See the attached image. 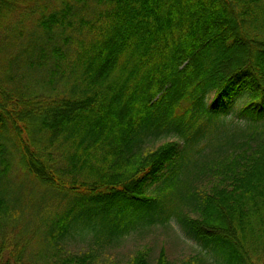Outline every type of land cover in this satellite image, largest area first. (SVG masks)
<instances>
[{
  "label": "trees",
  "instance_id": "obj_1",
  "mask_svg": "<svg viewBox=\"0 0 264 264\" xmlns=\"http://www.w3.org/2000/svg\"><path fill=\"white\" fill-rule=\"evenodd\" d=\"M172 220L203 251L156 264H264V0H0V264Z\"/></svg>",
  "mask_w": 264,
  "mask_h": 264
},
{
  "label": "rangeland",
  "instance_id": "obj_2",
  "mask_svg": "<svg viewBox=\"0 0 264 264\" xmlns=\"http://www.w3.org/2000/svg\"><path fill=\"white\" fill-rule=\"evenodd\" d=\"M39 89V88H37ZM40 90V89H39ZM244 99L239 98L235 103V109L226 117V121L235 127H243L245 118L239 115V108L242 106ZM178 139L176 135H162L158 138H153L143 145V151L153 150L168 141ZM65 178V177H64ZM69 178V177H68ZM80 180V178H78ZM28 189V190H27ZM26 195L24 197L25 205L28 209L32 207L31 198L37 197L43 189L36 187L34 191L30 189V185L26 186ZM34 211V208L31 212ZM30 218V216H29ZM21 220L28 221V217H21ZM13 229L9 233H13ZM150 247L151 264L157 263V258L161 248L166 249L168 258L173 262L178 263L182 260L189 258L195 254H200L203 250L202 247L189 238L180 225L172 220L167 225H153L145 229H138L125 235L119 243L108 247L102 254L99 264H123L127 262L139 249ZM67 248L73 253H81L88 249L85 241L79 237L71 238L67 242Z\"/></svg>",
  "mask_w": 264,
  "mask_h": 264
}]
</instances>
